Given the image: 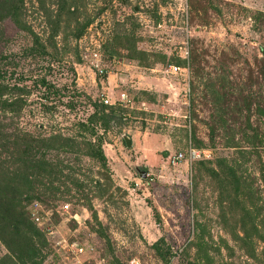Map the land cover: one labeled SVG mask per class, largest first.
Returning a JSON list of instances; mask_svg holds the SVG:
<instances>
[{"label":"rangeland","instance_id":"1","mask_svg":"<svg viewBox=\"0 0 264 264\" xmlns=\"http://www.w3.org/2000/svg\"><path fill=\"white\" fill-rule=\"evenodd\" d=\"M263 49L264 0H0V128L50 165L0 264H256L214 170L246 121L262 130ZM190 148L204 158L170 162Z\"/></svg>","mask_w":264,"mask_h":264},{"label":"trees","instance_id":"2","mask_svg":"<svg viewBox=\"0 0 264 264\" xmlns=\"http://www.w3.org/2000/svg\"><path fill=\"white\" fill-rule=\"evenodd\" d=\"M260 69L264 81V59ZM3 87L5 86L0 84V88ZM2 95L3 93H0V97ZM5 102L2 101L0 103L3 104ZM105 106L110 109L113 117L121 118L122 114H124L122 109L114 106ZM1 108L4 109L3 107ZM103 108L104 106L96 111V114H100L99 111L103 113ZM261 112L264 120V105ZM98 116L99 118L96 121L99 122L100 120V123L107 127L111 117L104 114ZM92 118H95V114ZM247 123L246 121L245 125L249 132H245L242 139L235 140L233 138L228 140L226 144L227 147L233 149L232 156L218 160V167L213 170L220 171L222 175L228 176L231 181L233 211L235 206L241 207L242 213L239 222L240 228L243 229V236L237 237L246 249L245 254L252 258L256 264H264V122L260 133L258 128ZM1 129L0 132L3 134V139H0V238L6 245L10 246L9 240L11 238L22 236V233L27 228L32 231V228L28 227L24 222L25 213L21 208L22 198L24 194L29 196V194L34 192V189H30V185L35 184L37 181L35 176L38 173H48L50 165L44 166V169L41 170L37 167L41 163L34 161V159L39 157L37 153L40 146H42L38 136L28 131L19 130L13 133H6ZM55 140L59 142L60 146V140L64 141L60 136H57ZM42 147L45 148L46 146ZM23 162L24 166L28 168L27 171L29 173L27 175L30 176V181L28 182L29 190L26 191H20L13 185L14 182L21 180L22 174L18 175V173L23 168ZM19 163L22 165H19ZM247 164L255 168V173L249 171L250 167H244ZM241 201L244 203L243 207L240 205ZM32 225L37 229L34 224ZM37 234L38 232L31 236H36ZM257 243L262 244L261 250L258 249ZM14 254L18 256L19 260L23 258L18 253Z\"/></svg>","mask_w":264,"mask_h":264},{"label":"built area","instance_id":"3","mask_svg":"<svg viewBox=\"0 0 264 264\" xmlns=\"http://www.w3.org/2000/svg\"><path fill=\"white\" fill-rule=\"evenodd\" d=\"M102 100L104 101V103H107V104H111L110 101H109V98L107 95H102ZM121 100L124 101V102H127L129 101L127 95L125 93H123L121 95ZM205 156V153L202 152V151H199L195 148H190L187 152V155H185L183 152H178L176 154H173L171 157H170V162L173 164V165H176L178 164L182 159L184 158H188L190 160H196V159H200V158H204ZM65 208H68V205L65 207ZM32 217L34 219V222L41 226L42 228H47V227H44L43 225L45 224L44 221H43V217L38 213V212H33L32 213ZM49 229V228H48Z\"/></svg>","mask_w":264,"mask_h":264}]
</instances>
